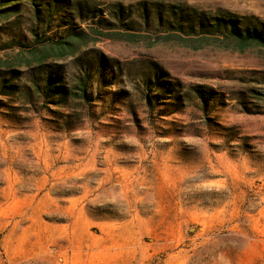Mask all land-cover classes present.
I'll use <instances>...</instances> for the list:
<instances>
[{
	"label": "rangeland",
	"instance_id": "374dc122",
	"mask_svg": "<svg viewBox=\"0 0 264 264\" xmlns=\"http://www.w3.org/2000/svg\"><path fill=\"white\" fill-rule=\"evenodd\" d=\"M172 8L264 34V0H0V264H264V48Z\"/></svg>",
	"mask_w": 264,
	"mask_h": 264
},
{
	"label": "trees",
	"instance_id": "16d2710c",
	"mask_svg": "<svg viewBox=\"0 0 264 264\" xmlns=\"http://www.w3.org/2000/svg\"><path fill=\"white\" fill-rule=\"evenodd\" d=\"M160 19H163V16H160ZM166 19L161 22L162 26L160 25L159 30L168 36L186 37L198 43L215 38L219 42L235 45L240 50L251 47L264 48V34L257 30H250L234 18L223 16L209 19L193 11L192 14L186 15L181 9L172 8L171 13L166 15ZM163 25L166 27L164 28ZM83 92L86 94L85 90Z\"/></svg>",
	"mask_w": 264,
	"mask_h": 264
}]
</instances>
